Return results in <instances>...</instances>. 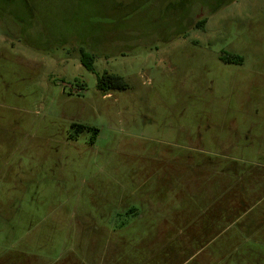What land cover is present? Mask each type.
Returning a JSON list of instances; mask_svg holds the SVG:
<instances>
[{"label": "rangeland", "instance_id": "obj_1", "mask_svg": "<svg viewBox=\"0 0 264 264\" xmlns=\"http://www.w3.org/2000/svg\"><path fill=\"white\" fill-rule=\"evenodd\" d=\"M0 264H264V0H0Z\"/></svg>", "mask_w": 264, "mask_h": 264}, {"label": "crops", "instance_id": "obj_2", "mask_svg": "<svg viewBox=\"0 0 264 264\" xmlns=\"http://www.w3.org/2000/svg\"><path fill=\"white\" fill-rule=\"evenodd\" d=\"M220 211H224V208L221 209ZM202 213V212H201ZM200 218V216H196V217H191V219H189V222H186L185 224H180V226L178 227L177 231L174 230L175 232V237H177L176 239H169V241H167L166 244H162L164 245V247L159 248V250H166V247L168 245H172L174 243V247L176 249H181V250H185L188 247H191V245H194L195 242L197 240H199L200 236L206 235L207 230L209 229V227L212 224V220L210 218H208L202 225H197L196 226V220H198ZM194 221V222H192ZM173 229L174 227H170V229ZM185 240V242H184ZM161 252V251H159Z\"/></svg>", "mask_w": 264, "mask_h": 264}, {"label": "trees", "instance_id": "obj_3", "mask_svg": "<svg viewBox=\"0 0 264 264\" xmlns=\"http://www.w3.org/2000/svg\"><path fill=\"white\" fill-rule=\"evenodd\" d=\"M205 25V19H201L196 24L200 29ZM80 64L89 73H94V61L95 57L80 50ZM96 88L98 91L108 94L110 91H123L127 88L125 81L117 75L102 73L96 76Z\"/></svg>", "mask_w": 264, "mask_h": 264}]
</instances>
